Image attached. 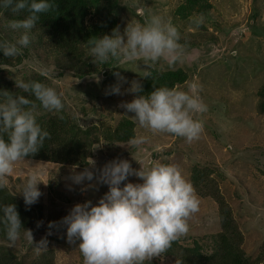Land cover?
<instances>
[{
	"label": "rangeland",
	"instance_id": "obj_1",
	"mask_svg": "<svg viewBox=\"0 0 264 264\" xmlns=\"http://www.w3.org/2000/svg\"><path fill=\"white\" fill-rule=\"evenodd\" d=\"M213 9L210 12L200 14L204 17V23L196 26L191 22L194 15L182 19L175 10L183 3V0H118V13L115 23L120 26L121 34L129 22L138 21L143 23L151 15H159L165 21H171L180 32L179 43L184 52L179 61L169 65L166 60H160L147 67L141 59L128 61L124 58L114 59V73L126 78V82L118 80L113 75V80L105 77L92 75L85 79H79L74 74L59 73L53 67H45L34 55L19 67L15 68L12 75L14 78L25 80L28 74L39 71L46 74L51 86L57 93H62L65 109L76 116L82 127L92 124H100L101 118H105L115 124L121 117L130 116L134 113L127 112L120 105L122 102H130L135 98V93L125 90L131 87L132 81L142 82L145 73L150 69L165 71L180 67L188 74L186 86L197 83L201 87L198 95L207 105V111L198 114L195 118L203 122V131L198 139L188 142L183 137H177L170 133L152 134L149 130L138 124L137 135L149 137V141L138 148H132L127 144H118L108 147L104 143L96 155L94 172L113 159H127L133 168L139 169L140 160L146 168L149 155L152 154L151 165L164 164L178 167L182 175L189 181L191 168L194 163L209 164L221 169L219 173L226 180L223 184L225 195L231 197L234 213L238 220L247 221L250 231L247 236L246 249L249 255L255 257L264 242V114H260L257 108V92L264 84V0H211ZM141 13L143 15H141ZM1 21V20H0ZM3 26L7 40L15 42L20 33ZM103 71V72H104ZM99 79V83L96 82ZM121 83L122 95H109L106 91L111 86ZM175 89L182 90L178 85ZM263 134V135H262ZM136 135V136H137ZM241 148H250L248 153L233 154ZM260 148V149H259ZM109 150L111 155H108ZM136 159H135V158ZM145 162V163H144ZM149 166V167H148ZM45 164L32 160L23 159L14 165V172L6 177L7 187L10 192L23 196L20 190L27 181L30 171L37 168L44 169ZM73 169V168H72ZM71 169V170H72ZM77 172L82 168H75ZM44 171V170H43ZM61 173V183L53 186L41 182L38 187L42 195L39 197V205L43 209L42 225L33 233V242H29L24 236L10 245L0 239V244L15 250L17 255L33 258L39 257L40 253L47 250L54 251L56 264H79L80 251L76 242L66 240V232L56 229L49 230L51 221L59 222L66 212L51 214L60 209V201L71 203L73 197L80 198L81 204L86 191H82L85 185L94 181H84L83 185L74 184L70 174L58 169ZM57 180V175L43 174L42 179L46 182ZM244 178H247L245 181ZM59 180V179H58ZM142 183V180L130 176L127 182ZM83 186V187H81ZM261 186V187H260ZM78 187L79 189L75 188ZM81 188V190H80ZM253 189L255 200L248 199L250 189ZM258 189V191H257ZM62 190L61 195L59 192ZM88 199L97 203L108 191V186L100 184L95 188H88ZM63 196V197H62ZM198 196V195H197ZM67 199H65V198ZM200 200L199 212L188 219L189 231L181 237L182 244L186 246L198 245L202 252L212 254L214 245L209 234H201L216 227L217 210L215 203ZM44 202V203H41ZM36 202V203H37ZM35 207L39 208L38 206ZM250 213V214H249ZM200 230V234L193 232ZM49 231L51 234L49 235ZM42 239L47 240V248L37 251L35 244ZM159 264H166L170 257L154 256ZM151 258V259H152ZM172 264L176 259L171 257ZM26 261H28L26 259Z\"/></svg>",
	"mask_w": 264,
	"mask_h": 264
},
{
	"label": "clouds",
	"instance_id": "obj_2",
	"mask_svg": "<svg viewBox=\"0 0 264 264\" xmlns=\"http://www.w3.org/2000/svg\"><path fill=\"white\" fill-rule=\"evenodd\" d=\"M52 8L53 0H0V9H10L14 16L26 13L6 25L20 35L15 42L0 39L3 55L13 59L22 55V49L32 42L31 33L40 15ZM191 22L200 26L204 23V17L194 16ZM180 39V32L171 21H165L159 15H151L143 23L129 22L123 34L117 27L111 35L95 37L88 40V44L96 64H107L110 58H124L128 61L141 59L147 67H151L163 59L171 66L183 55L184 48L179 43ZM114 75L119 81L126 82L120 73ZM149 75L145 73L144 77ZM96 82L99 83V79L96 78ZM15 84L19 90L34 96L50 112L59 113L65 107L62 93L58 94L44 83L15 79ZM200 87L197 83L190 84L188 91L159 87L149 94L136 95L133 100L122 102L120 106L134 113V122L152 134L170 133L192 142L203 131V122L195 117L207 111V105L198 95ZM125 91L142 93L143 88L134 80ZM106 94H124L122 84L111 86ZM34 108V102L24 95L0 91V191L7 187L6 177L13 174L14 165L35 155L50 138V133L37 122ZM148 141V136L137 135L128 141V146L138 148ZM148 157L150 163L147 160V164L152 166L150 168H146L134 157L141 164L139 169L133 168L127 159L109 161L98 170V174L92 170L95 167L93 160L88 162L90 167L82 171L77 172L75 167L72 169L71 180L74 184L83 185L84 181L92 182L95 178L94 183L82 188V191H86L85 196L88 188L100 184L108 186V191L95 204L91 200L85 201V196L82 204L80 198L73 197L78 203L68 210L69 213L61 221L48 224L49 230L58 226L65 227L70 243L80 241L78 248L83 256V264H144L152 260L159 264L160 261L152 258L154 256L165 257L166 262L170 257L167 264H172L173 256L161 254L188 233V219L199 212L200 200L178 167L164 164L153 166L152 154ZM42 175L43 169L39 168L29 172L19 192L26 206L36 203L42 195L38 185L41 182L45 185L48 183L42 179ZM54 175L59 179L61 177L60 172ZM130 176L138 177L142 183H124ZM63 210L60 206L58 211L51 214ZM0 225L10 245H15L22 234L29 242H33V232L23 226L14 203L0 204ZM41 225L42 222H38L37 226ZM35 246L37 251L46 249L47 240L42 239Z\"/></svg>",
	"mask_w": 264,
	"mask_h": 264
},
{
	"label": "trees",
	"instance_id": "obj_3",
	"mask_svg": "<svg viewBox=\"0 0 264 264\" xmlns=\"http://www.w3.org/2000/svg\"><path fill=\"white\" fill-rule=\"evenodd\" d=\"M118 5V0H53V8L40 15V19L31 33L32 42L27 48L22 49V55L13 59L5 57L0 51V91H11L14 95H24L32 100L35 104L33 111L37 117V122L50 133V138L45 141L44 146L35 155L25 158L45 164L43 174L48 177L50 174H59L58 169L61 168L67 175L70 174L71 176V169L74 167L82 169L90 167L88 162L98 160L96 153L101 149L102 143L108 147L127 144L131 138L137 135L138 123L134 122V118L126 115L115 124L101 118L100 124L82 127L76 116L69 110L64 108L59 113L50 112L44 109L34 96L19 90L15 84L16 78L12 73L15 68L25 63L31 55H34L45 67H53L61 74L69 72L74 74L76 78L85 79L92 75H100L104 70H107L109 75L106 80H113L114 59L110 58L107 64L94 63L88 40L105 34L111 35L113 29L117 27L120 29V26L115 23ZM212 9L211 0H183L175 13L180 18L186 19L210 12ZM24 15L26 13H22L21 16H14L10 9H0V22L4 25L5 22L22 18ZM1 24L0 39L7 40L5 29ZM149 74L140 83L143 92L135 93V97L140 94H149L159 87L172 89L180 85L182 90L188 91L186 86L188 74L180 67L162 72L151 68ZM24 81H38L46 86H51L49 77L37 70L28 74ZM257 96L258 111L260 114H264V84L258 90ZM259 147H264V144H259ZM249 150L250 148H241L233 154L237 152L240 154L248 153ZM242 154L241 158L243 159ZM108 155H111L110 150ZM203 165L201 163L192 165L189 182L195 189L196 195L215 203L218 207L216 215L218 220L215 229L213 228L210 233L207 230L201 233L211 236L214 251L212 254H205L202 252L200 244L194 247L186 246L184 242L182 244L180 238L173 242L172 246L161 255L173 256L176 258V264H264V242L255 257L249 255L246 249L250 228L247 226V221L238 220L237 213H234L233 205L230 202L231 197L227 198L223 191L222 186L226 178L219 173L221 169L219 166L217 168L211 165V162ZM58 179H53L54 184L53 181L48 182L46 180L52 185L50 189L58 185L60 181ZM247 197L255 200L252 188ZM87 200L89 199L86 195L85 201ZM11 203L16 205L23 226L26 229H31L33 233H37V224L44 215L39 202L36 203L39 208L35 205L26 206L23 196H18L6 188L0 191V204ZM41 203L44 202L41 201ZM77 203L78 201L74 199L69 205L60 203L64 210L55 214L63 212L68 214V210H71ZM257 223L264 226L259 222ZM54 229H61L66 232L65 227L58 226ZM200 230L202 229L198 228L193 232L200 234ZM64 238L67 240V235ZM0 239L10 243L2 225H0ZM75 242L80 243L78 240ZM79 255H81V259L78 262L83 264V256L81 253ZM24 257L28 261L19 257L12 248L0 244V264H56L52 250L41 252L39 257ZM144 264H157V262L155 260L145 261Z\"/></svg>",
	"mask_w": 264,
	"mask_h": 264
},
{
	"label": "water",
	"instance_id": "obj_4",
	"mask_svg": "<svg viewBox=\"0 0 264 264\" xmlns=\"http://www.w3.org/2000/svg\"><path fill=\"white\" fill-rule=\"evenodd\" d=\"M106 75H107V72L106 71L102 72V76L103 77H105Z\"/></svg>",
	"mask_w": 264,
	"mask_h": 264
},
{
	"label": "crops",
	"instance_id": "obj_5",
	"mask_svg": "<svg viewBox=\"0 0 264 264\" xmlns=\"http://www.w3.org/2000/svg\"><path fill=\"white\" fill-rule=\"evenodd\" d=\"M167 263H168V262H167ZM167 263H166V264H167Z\"/></svg>",
	"mask_w": 264,
	"mask_h": 264
}]
</instances>
